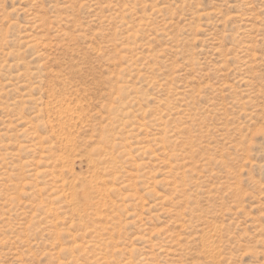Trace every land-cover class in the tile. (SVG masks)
<instances>
[{
	"label": "rangeland",
	"instance_id": "rangeland-1",
	"mask_svg": "<svg viewBox=\"0 0 264 264\" xmlns=\"http://www.w3.org/2000/svg\"><path fill=\"white\" fill-rule=\"evenodd\" d=\"M0 264H264V0H0Z\"/></svg>",
	"mask_w": 264,
	"mask_h": 264
},
{
	"label": "bare ground",
	"instance_id": "bare-ground-1",
	"mask_svg": "<svg viewBox=\"0 0 264 264\" xmlns=\"http://www.w3.org/2000/svg\"><path fill=\"white\" fill-rule=\"evenodd\" d=\"M123 90V89H122ZM162 119V118H161ZM161 121V120H160ZM20 147V146H19ZM25 147V146H24ZM85 191V190H84ZM79 194V193H78ZM77 245V244H76Z\"/></svg>",
	"mask_w": 264,
	"mask_h": 264
}]
</instances>
